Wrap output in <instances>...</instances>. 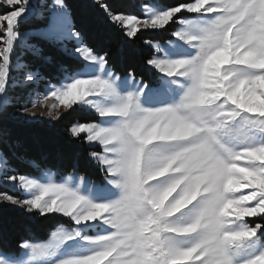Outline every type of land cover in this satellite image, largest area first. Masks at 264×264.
Returning <instances> with one entry per match:
<instances>
[{"label":"snow or ice","instance_id":"1","mask_svg":"<svg viewBox=\"0 0 264 264\" xmlns=\"http://www.w3.org/2000/svg\"><path fill=\"white\" fill-rule=\"evenodd\" d=\"M93 8L115 45L87 38L68 0H0V119L58 128L102 173L18 174L0 128V203L69 225L0 243V264H264V0ZM29 18L36 26L22 31ZM161 31L163 45L153 39ZM30 36L70 61L43 55ZM25 46L41 65L19 62ZM129 47L144 49L152 79L120 67ZM152 131V144L179 145L159 178L175 189L163 204L146 191L158 181L127 179L123 160L129 136Z\"/></svg>","mask_w":264,"mask_h":264},{"label":"trees","instance_id":"2","mask_svg":"<svg viewBox=\"0 0 264 264\" xmlns=\"http://www.w3.org/2000/svg\"><path fill=\"white\" fill-rule=\"evenodd\" d=\"M113 2L127 4L132 0H113ZM158 2L170 4L175 3L176 0H158ZM68 3L76 22L84 30L87 38L100 44L110 42L115 45L113 37L106 33L98 22L93 1L68 0ZM35 26V21L29 18L21 24V30L31 31ZM169 38L170 33L163 31L153 36L155 42H167ZM28 43L42 46L43 55L52 56L66 63L70 61V57L66 53H59L56 49L44 45L35 36H30ZM143 52L144 49L140 47L126 48L121 54L120 67L123 69L131 67L146 80L152 79L153 72L142 62ZM18 58L20 63H26L29 60L38 66L43 63L42 58L35 57L33 50L27 46L19 50ZM44 86L45 83L41 82L37 86L38 91H42ZM0 128L9 130L11 141L16 145L15 163L19 169L18 174L33 176L52 169L58 177H66L71 173L87 174L91 176L92 181H96L102 175V173L98 174L97 170L86 160L84 150L77 144H71L64 140L58 128L52 129L45 125L16 122L10 119H0ZM4 150L5 146L0 142V151ZM74 164L78 165V168H73ZM53 223L57 226L65 224V221L30 216L23 209H14L5 203H0V243L13 244L18 238L25 236L46 238V235H50L54 229L51 227Z\"/></svg>","mask_w":264,"mask_h":264},{"label":"clouds","instance_id":"3","mask_svg":"<svg viewBox=\"0 0 264 264\" xmlns=\"http://www.w3.org/2000/svg\"><path fill=\"white\" fill-rule=\"evenodd\" d=\"M141 118L140 114L133 117L134 120ZM154 139H157L155 131L144 137L142 142L140 137L133 133L128 138L123 160L126 165L127 179L136 181L140 175H144L149 180L158 181L155 184H148L146 191L158 194L159 204H163L175 189L169 186L168 180H160L159 178L166 176L170 167L169 157L179 149V145H155L151 143ZM190 199V197H185L177 201L176 208L184 206Z\"/></svg>","mask_w":264,"mask_h":264},{"label":"rangeland","instance_id":"4","mask_svg":"<svg viewBox=\"0 0 264 264\" xmlns=\"http://www.w3.org/2000/svg\"><path fill=\"white\" fill-rule=\"evenodd\" d=\"M91 1H93V0H91ZM32 2H33V4H35V3H37L38 2V0H32ZM168 42V41H167ZM167 42H158V43H160V44H166ZM73 45L71 44V43H69L68 44V47L69 48H71ZM45 87V86H44ZM257 140L258 141H264V136H260V135H258L257 136ZM0 167H3V163L2 162H0ZM46 172H48L50 175H51V177L54 179V180H56V181H60L62 178H66L68 175H66V177L65 176H62V177H58L57 176V174L54 172V171H52V169L51 170H45V171H42L41 173H39L38 175H33V176H31V177H33V178H36V177H43L44 176V174L46 173ZM71 174H76V173H71ZM77 175V174H76ZM78 177H79V175H77V179H78ZM93 182H95V181H93ZM19 191H22V190H18V193H19ZM243 191V190H242ZM17 193V194H18ZM113 195H116V193L114 192L113 193ZM5 204H7V203H5ZM7 205H9V204H7ZM9 206H11V207H13L14 209H21V208H18V207H16V206H12V205H9ZM64 221H66V219L67 218H62ZM60 226V224H58L56 227H59ZM64 226L65 227H68L69 225L65 222V224H64ZM53 230H55V229H53Z\"/></svg>","mask_w":264,"mask_h":264}]
</instances>
